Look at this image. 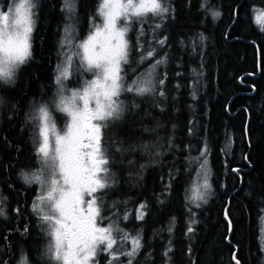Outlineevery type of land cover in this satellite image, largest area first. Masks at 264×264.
I'll return each instance as SVG.
<instances>
[{"label": "trees", "instance_id": "obj_1", "mask_svg": "<svg viewBox=\"0 0 264 264\" xmlns=\"http://www.w3.org/2000/svg\"><path fill=\"white\" fill-rule=\"evenodd\" d=\"M101 3L70 0L68 11L65 0H39L31 56L3 89L0 264H17L23 253L27 264H48L40 261L35 190L22 179L40 166L29 116L56 93L67 37L86 36ZM164 6L169 11L163 16L131 19L121 75L129 85L163 60L155 67L163 81L157 93L167 96H123L124 114L106 127L101 142L114 180L100 196L102 211L108 222L139 232L142 257L148 260L154 250V264H236L234 254L240 264H264V0H168ZM150 50L155 55L141 62ZM207 158L212 196L197 207L190 188ZM140 205L143 219L137 218Z\"/></svg>", "mask_w": 264, "mask_h": 264}, {"label": "snow or ice", "instance_id": "obj_2", "mask_svg": "<svg viewBox=\"0 0 264 264\" xmlns=\"http://www.w3.org/2000/svg\"><path fill=\"white\" fill-rule=\"evenodd\" d=\"M65 3L66 10L70 11V0H65ZM34 7L33 0H13L12 6L0 9V81L14 83L16 70L31 56ZM168 11L161 0H102L98 9L103 18L102 24L95 25L78 46L82 49L79 53L82 70L93 73L94 78L86 81L82 89L70 90V94L66 95L63 81L69 77L70 58L62 70L58 69V102L54 103V108L69 118L65 128L57 131L47 106L37 109V154L43 171L24 174L23 179L29 184H39L43 190L33 203L32 210L39 215L51 238L47 250L50 260L60 264H92L99 249L108 253V264H112L119 259L113 252L117 243L113 232L121 233L122 240L129 239L112 224L106 227L97 224L98 218H104L98 204L101 197L96 193L110 186L107 182L109 170L105 167L109 161L101 143L102 128L106 123L101 122L119 118L122 112L119 97L122 92L137 95L152 92L151 73L147 80L137 79L129 85L123 83L121 65L128 63L129 55L126 33L130 30L132 18L146 17L149 13L163 16ZM213 15L219 16V13ZM121 17L124 24L118 27L117 22ZM140 35H144L142 24ZM164 42L158 41L161 45ZM138 48L143 51L141 46L138 45ZM154 55V50H150L141 55L140 60L143 62ZM163 62L156 60L151 65L152 69ZM206 181L205 176L203 187L207 189L210 186ZM197 198L203 199L202 196ZM45 207L48 210L46 213ZM144 207L140 205L138 219H143ZM188 231L193 229L189 228ZM131 245V250L121 255L134 256L141 247L139 238H131ZM128 264H131V260ZM236 264H240L239 260H236Z\"/></svg>", "mask_w": 264, "mask_h": 264}, {"label": "rangeland", "instance_id": "obj_3", "mask_svg": "<svg viewBox=\"0 0 264 264\" xmlns=\"http://www.w3.org/2000/svg\"><path fill=\"white\" fill-rule=\"evenodd\" d=\"M168 1V0H161V3L164 5V3ZM33 3L35 4V7L32 9L33 12V20H34V25L36 22V17H37V12H38V6H39V0H33ZM13 4V0H0V9H7L8 7L12 6ZM102 4V3H101ZM101 6V5H100ZM103 22V18L100 16L99 12H98V16L97 19L92 22L91 27L89 32L87 33L86 36H84L82 39L76 40V34L71 33L68 37H67V44L70 45L66 55H62L59 61V64L56 68L55 71V94L49 98V100L45 101L44 103H37L36 104V108H39L41 106H47L49 108L50 114L53 117L55 124H56V129L57 131H62L65 128L66 123L68 122V117L66 116V114L61 113L57 110H55L54 108V103L58 102V95H57V90L59 88V85L56 84V77L57 75H59V71L58 69L62 70L65 65L67 64V61L71 60L70 65H68V71H69V77L67 80H64V87H65V94L68 95L70 94V90H80L82 89L84 83L86 81H90L94 78L93 73L91 72H86L83 71V65H81L79 63V53L82 52V49H79V44L82 43L87 37L88 35L93 31L94 26L95 25H101ZM122 22H124L123 17H121L118 22H117V26L120 27L122 25ZM34 25H33V29H34ZM33 32V31H32ZM127 35V33H126ZM32 36V33H31ZM30 43H31V38H30ZM27 61V60H26ZM123 64V63H122ZM22 66V65H21ZM20 66V67H21ZM19 67V68H20ZM19 68L16 70L15 75H14V82L16 79V74L19 70ZM122 68V65H121ZM161 70L156 69H150L147 70V72H143L140 76L139 79L140 80H147L149 79V73H151V83L153 86V90L151 92V94H153L154 96H161L160 93H157V89H158V84L161 83L158 75L161 73ZM14 83H5L3 81H0V111L2 112L3 107H5V104L7 103V97L6 95H4L3 93V89L12 86ZM127 92H122V94L119 97V101L121 102V108H122V112L119 116V118H113L108 120L107 122H101V123H106V126L102 128V138L104 135V130L106 129V127H110L111 125L114 126V124L116 125V123L118 124V122L121 120V116L124 114L125 108H126V101L123 98V96H126ZM162 96H167V95H162ZM90 107H92V105L90 104ZM38 115L37 109H34L33 111H31L30 116H29V122L32 126V137L34 138V142L35 145L37 147V134H38V122L35 119L36 116ZM40 140L42 142V137H40ZM102 142V141H101ZM40 157V156H39ZM40 159V158H39ZM205 161H207L206 163H203V165L201 166V168L199 169L197 175L195 176L193 183L191 185L190 188V194H189V198L190 201L192 202L193 205L197 206V204L199 206H203L206 205L208 203V201L210 200L211 196H212V187H211V175H212V169H211V165H210V159L207 158ZM105 167L108 168V165H106ZM43 171V166L41 163V159H40V166L32 171H28V172H24L22 174V179H23V175L24 174H33V173H38V172H42ZM44 175H46V173H44ZM205 176L207 177V184L210 186L209 188H204L203 185L205 184ZM24 180V179H23ZM27 186H36L37 188H35V194L36 197H34V202H36V199L38 196H40L42 194V188L39 184L37 183H26L25 180L23 181ZM108 184L110 185L108 188H110L113 183L114 180L112 178V175L109 174L108 171V179H107ZM106 189V188H105ZM105 189L100 190L98 193H96V195L98 197H100L102 195V193L104 192ZM1 194V192H0ZM198 196H202L203 199H198ZM1 197V195H0ZM85 199L87 200L88 198L85 197ZM6 198L2 195V197L0 198V212H2L3 214L0 215V217H4L5 216V209H4V205H5V201ZM98 204H100V200H98ZM101 205V204H100ZM111 206H113V204H110ZM114 207V206H113ZM45 213L48 211L47 208L45 207ZM143 211V210H142ZM36 213V212H35ZM144 213V212H143ZM37 214V213H36ZM38 215V214H37ZM138 215H139V211H138ZM39 216V215H38ZM101 216L104 218L103 220H100L98 218L97 220V224L100 227H106L109 224H112L114 228L118 227L121 232L123 234H126L129 239L128 240H122L121 239V233H118L116 231L113 232V236L116 238L117 243L116 245H114L113 248V252H115L118 256L119 259L115 260L112 262V264H128L129 260H131V264H154L155 261V251L154 250H150L149 253H147L146 257L148 256V260H145L142 257V248L140 247L137 251V253L134 256H126V255H121V253H126L128 251L131 250V238L138 237V233L136 230L133 229V227H125V228H121L118 223L116 224L115 222H108L110 221L109 218L105 215L104 211H102V207H101ZM43 224V223H42ZM118 225V226H117ZM124 226V225H123ZM43 229L45 230L46 234H47V239H46V245H45V249L48 250V246L49 243L51 242V238L48 236V233L46 231V226L43 224ZM140 241V245L142 246V240L141 238H139ZM102 247V246H101ZM260 247L262 249V257H263V261H264V211L262 213L261 216V224H260ZM96 255H103L104 258H106L107 260L110 259V257L108 256V253L106 252H102L99 249L97 250V254ZM101 256L98 259V261H96V259L92 262V264H101ZM96 258V256H95ZM26 264L27 262L29 263V261L26 258H20L17 264ZM108 262V261H107ZM51 264H60V262L51 260ZM159 264H166L165 262H161Z\"/></svg>", "mask_w": 264, "mask_h": 264}, {"label": "flooded vegetation", "instance_id": "obj_4", "mask_svg": "<svg viewBox=\"0 0 264 264\" xmlns=\"http://www.w3.org/2000/svg\"><path fill=\"white\" fill-rule=\"evenodd\" d=\"M31 187L34 188V190H35V188H37L36 186H31ZM38 229H39L38 232L41 233V236L43 237V241H44V245L41 248V255H40L42 257V260H40V261L42 262V261L45 260V261H48V264H51V260L49 259L48 254H47V250L45 249V245H46L45 241L47 239V234H46L45 230L43 229V224L42 223L40 224V222H38ZM100 256L101 255H96V258H95L96 261H98ZM19 258L28 259V255L26 253H23L22 255H20ZM107 261L108 260L106 258H104V256L102 255L101 256V261H99V262H101V264H108ZM4 264H7V263H4Z\"/></svg>", "mask_w": 264, "mask_h": 264}, {"label": "water", "instance_id": "obj_5", "mask_svg": "<svg viewBox=\"0 0 264 264\" xmlns=\"http://www.w3.org/2000/svg\"><path fill=\"white\" fill-rule=\"evenodd\" d=\"M233 171H234V173H238V169H234ZM225 218H226L227 222L229 223V226H230V235H231V232H232V224H231V220H230V218L228 216L227 210H226V213H225ZM234 257H235V259H234ZM233 259H234V261L236 263L237 258L235 256V254L233 256Z\"/></svg>", "mask_w": 264, "mask_h": 264}]
</instances>
